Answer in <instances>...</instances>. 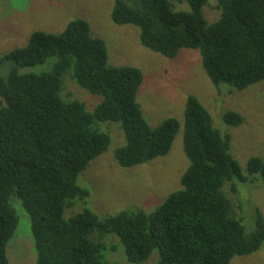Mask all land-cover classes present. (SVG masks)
Listing matches in <instances>:
<instances>
[{"label": "trees", "instance_id": "obj_1", "mask_svg": "<svg viewBox=\"0 0 264 264\" xmlns=\"http://www.w3.org/2000/svg\"><path fill=\"white\" fill-rule=\"evenodd\" d=\"M182 1L190 11L172 10L169 0H117L112 20L138 27L141 44L167 59L180 50L199 51L219 91L242 92L263 83L264 0H216L220 18L211 26L203 13L209 0ZM52 59L49 72L19 73ZM6 62L14 68L0 77V264H9L16 208L31 222L36 264H106L105 245L90 240L96 232L101 240L117 236L130 264H143L156 251L158 264H232L262 248L264 216L257 211L256 229L248 233L224 188L233 180L264 183V159H250L244 175L231 154L232 138L215 128L210 111L194 96L184 111L190 165L179 191L150 213L123 211L101 220L85 208L67 219L66 208L90 197L79 176L111 146L101 125H120L125 144L114 155L120 167L131 169L166 157L181 123L169 118L150 127L137 101L142 71L111 67L105 41L92 35L85 20L71 21L59 34L34 32L25 47L0 55V67ZM65 76L101 103L90 112L85 103L64 97L71 82ZM224 122L237 128L245 119L229 111ZM231 193H238L236 185Z\"/></svg>", "mask_w": 264, "mask_h": 264}, {"label": "rangeland", "instance_id": "obj_2", "mask_svg": "<svg viewBox=\"0 0 264 264\" xmlns=\"http://www.w3.org/2000/svg\"><path fill=\"white\" fill-rule=\"evenodd\" d=\"M116 1L0 0L1 56L25 47L34 32L59 34L71 21L85 20L92 35L105 41L111 67L132 66L142 71L144 82L137 101L150 127L156 128L169 118H176L181 123L166 157L131 169L120 167L115 159V151L125 144L120 125H101L102 130L111 135V146L79 176L78 184L90 191V197L86 202L77 200L66 208L67 219L78 216L85 208L93 210L101 220L123 211L139 209L150 213L182 188L181 178L190 165L183 145L184 111L189 96L196 97L210 111L215 128L223 136L232 138L231 154L244 175H247L250 159H264V82L242 92L229 93L227 87L219 91L205 73L199 51L180 50L176 58L167 59L141 44L138 27L116 25L112 20ZM169 3L174 11H190L185 1L169 0ZM216 6V0H209L203 8L209 26L220 18ZM54 62L52 59L43 65L21 68L19 73H46L51 71ZM12 68V63H4L0 67V77H7ZM67 79L72 83L66 82ZM64 82L63 96H72L85 103L90 112L101 103V97L82 90L69 77L65 76ZM229 111L241 114L244 124L237 128L228 126L224 116ZM232 185L237 186L236 195L231 193ZM224 192L232 201L235 218L243 221L248 233L253 232L257 211L264 216V183L243 184L233 180L225 185ZM16 210L19 225L7 245L9 264H36L31 222L23 209V212ZM90 240L105 245L106 264H130L117 236L109 235L101 240L96 232L90 235ZM155 257L158 264L157 251L143 264H155ZM232 264H264V244L252 255L236 257Z\"/></svg>", "mask_w": 264, "mask_h": 264}]
</instances>
